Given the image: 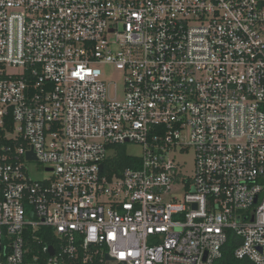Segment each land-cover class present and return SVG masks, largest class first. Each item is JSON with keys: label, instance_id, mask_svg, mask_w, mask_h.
I'll return each mask as SVG.
<instances>
[{"label": "built area", "instance_id": "1", "mask_svg": "<svg viewBox=\"0 0 264 264\" xmlns=\"http://www.w3.org/2000/svg\"><path fill=\"white\" fill-rule=\"evenodd\" d=\"M231 235L264 264V0H0V264H216Z\"/></svg>", "mask_w": 264, "mask_h": 264}, {"label": "rangeland", "instance_id": "2", "mask_svg": "<svg viewBox=\"0 0 264 264\" xmlns=\"http://www.w3.org/2000/svg\"><path fill=\"white\" fill-rule=\"evenodd\" d=\"M105 78L113 82L114 84L116 82L117 86L119 88H122L123 86L122 74L114 67L110 66L106 68ZM125 150L128 155L138 158L142 157L144 153L143 147L135 143H130L126 145ZM176 157L178 159V162L183 166L184 174L192 176L195 168L194 150L190 149V151L187 153H178L176 154ZM28 165L34 171L33 177H35V179L40 180L43 179L44 177L49 176L47 173H45L44 167L37 161H32L31 163H28Z\"/></svg>", "mask_w": 264, "mask_h": 264}, {"label": "trees", "instance_id": "3", "mask_svg": "<svg viewBox=\"0 0 264 264\" xmlns=\"http://www.w3.org/2000/svg\"><path fill=\"white\" fill-rule=\"evenodd\" d=\"M118 153L115 157L110 160V164L114 165L115 173H120L126 167H137L138 160L132 159L125 150V146H119L116 148ZM236 239L231 235L230 241L224 248V254L222 259H220L216 264H254L248 260H237L234 256V251L236 248Z\"/></svg>", "mask_w": 264, "mask_h": 264}, {"label": "water", "instance_id": "4", "mask_svg": "<svg viewBox=\"0 0 264 264\" xmlns=\"http://www.w3.org/2000/svg\"><path fill=\"white\" fill-rule=\"evenodd\" d=\"M29 158L36 159L35 155L33 154V152L29 153ZM101 168L103 169V166Z\"/></svg>", "mask_w": 264, "mask_h": 264}]
</instances>
